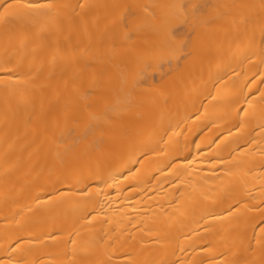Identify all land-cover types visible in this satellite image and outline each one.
Listing matches in <instances>:
<instances>
[{
    "label": "bare ground",
    "instance_id": "1",
    "mask_svg": "<svg viewBox=\"0 0 264 264\" xmlns=\"http://www.w3.org/2000/svg\"><path fill=\"white\" fill-rule=\"evenodd\" d=\"M0 264H264V0H0Z\"/></svg>",
    "mask_w": 264,
    "mask_h": 264
}]
</instances>
